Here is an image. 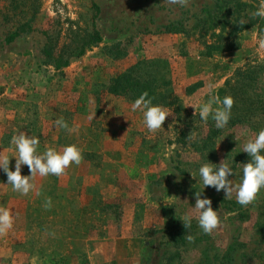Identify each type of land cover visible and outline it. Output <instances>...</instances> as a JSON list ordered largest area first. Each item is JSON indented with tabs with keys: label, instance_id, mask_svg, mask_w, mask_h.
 <instances>
[{
	"label": "rangeland",
	"instance_id": "374dc122",
	"mask_svg": "<svg viewBox=\"0 0 264 264\" xmlns=\"http://www.w3.org/2000/svg\"><path fill=\"white\" fill-rule=\"evenodd\" d=\"M93 1L102 41L55 70L41 53V31L58 29L64 36L70 27L90 29L92 0H0V152L15 171L11 139L24 132L39 138L38 153L74 144L83 156L64 176H37L28 195L13 191L0 168V207L14 217L0 237V264H264V188L245 207L235 194L226 199L223 190L204 188L199 175L204 163L226 159L233 170L228 179L239 183L245 164L239 156L251 158L243 146L264 128V116L219 129L211 115L205 122L190 105L232 94L227 84L238 71L245 81L252 68L258 81L250 96L264 99V19L237 36L238 49L204 55L205 44L227 36L235 20H255L251 13L260 0H190L187 7L165 0ZM19 6L36 9L35 30L6 43L23 20ZM156 59L168 65L170 83L168 105H153L172 114L151 133L143 113L131 111L134 100L111 94L108 86L135 63ZM236 92L233 114L251 108V99ZM60 117L75 131L56 127ZM212 129L219 132L202 150ZM191 132L194 140L187 139ZM21 174L31 175L26 165ZM197 191L220 217L211 235L198 225ZM186 214L190 228L182 221Z\"/></svg>",
	"mask_w": 264,
	"mask_h": 264
},
{
	"label": "clouds",
	"instance_id": "9594fccd",
	"mask_svg": "<svg viewBox=\"0 0 264 264\" xmlns=\"http://www.w3.org/2000/svg\"><path fill=\"white\" fill-rule=\"evenodd\" d=\"M165 2L169 5L187 7L190 0H165ZM251 16L264 19V0H260L257 10L252 12ZM245 23L247 22L244 20L240 21L241 25ZM234 103L233 97L229 95L222 100L218 96H212L207 102H198L190 105L195 108V112L197 108L199 109V115L202 120L206 122L211 115L215 121V126L222 129L230 120ZM213 105H217V107L213 108ZM131 111H141L143 113L144 124L151 133L159 131L166 118L172 114L171 111L162 106L153 105L147 91L143 92L134 101L131 105ZM54 123L56 127L63 128L69 133L75 131L74 128L69 127L63 117H60ZM187 139L194 140L195 134L191 132ZM11 143L16 148L15 171L10 170V158L3 151L0 152V168L7 175V184L12 186L13 191L21 195H28L36 190L33 181L37 176H64L73 163L78 166L83 160L82 150L74 144L63 147L61 151H57L53 147H47L43 153H38L39 138L28 136L24 132L13 135ZM243 151L251 157V161L243 164V175L239 183H234L233 180L228 179L233 174V170L226 159L222 160L219 165L204 163L199 168V175L204 188L211 186L217 191L223 190L226 199H231L233 194H235L237 203L246 207L256 200L261 189L264 188V154H261L264 152V128L259 130L253 138L247 139L243 146ZM22 165L28 167L31 175L24 176L21 174ZM192 176L195 178L194 174ZM201 193L200 191L195 193L196 202L194 208L198 212V225L205 234L211 235L220 227L221 221L218 212L212 208V201L207 198H201ZM36 194L39 195V192L37 191ZM43 206L46 210L51 208L52 201L50 197L46 198ZM182 221L185 228H190L192 216L186 214ZM13 224L14 217L11 211L8 208L0 207V237L7 235ZM52 235L54 236L55 234L52 233ZM186 238L189 242L194 240L191 235Z\"/></svg>",
	"mask_w": 264,
	"mask_h": 264
},
{
	"label": "trees",
	"instance_id": "16d2710c",
	"mask_svg": "<svg viewBox=\"0 0 264 264\" xmlns=\"http://www.w3.org/2000/svg\"><path fill=\"white\" fill-rule=\"evenodd\" d=\"M239 5L244 4L241 3ZM19 7H21L20 11H22L23 20H19L15 24L14 30L6 34V43H11L17 37L35 30L33 21L36 16V9L29 6L27 7L28 9L22 10L23 6ZM91 7L93 9V17L90 29H72L70 27L67 29L64 36H61V32L58 29L52 32L48 30L41 31L45 38L41 53L46 61L52 64L55 70L67 67L72 58L82 56L89 47L99 44L102 41L101 34L95 24V19L98 18L100 8L93 0ZM16 8L18 7H15V9ZM27 15L29 16L28 18ZM5 18L10 19L8 16ZM258 20L259 17L255 20L251 19L248 23L243 25L235 20V24L227 36L221 34L217 35L214 37L212 43L205 44L204 55L210 56L212 52H226L238 49L239 43L237 42V36L253 25H260L261 22L259 24ZM260 21L263 20L261 19ZM246 73L247 79L244 81V77L242 76L243 72L238 71V79L234 80L230 85L227 84V86L232 90L230 96L233 97L234 100H237L238 94L236 91H240L241 95L245 96L246 99H251V108H247L246 111L236 114H233L235 111H231L230 124L240 122V119H244V117L248 120L258 115L264 116V99H260L258 96H253L251 98L250 96L258 81V76L255 74L256 71L252 68ZM169 78V67L163 60H141L130 66L124 72L118 73L111 78L108 90L111 94L122 95L134 101L143 92L147 91L149 98L152 99V103L166 106L168 105L167 98L169 95L165 88L170 83ZM223 92L224 91H222V93ZM252 94L255 95L254 93ZM224 97L225 96H222L221 100ZM218 132V129L208 130L201 146L202 150H206L211 145L212 136H215ZM181 135L182 138H185L187 136V130H182ZM239 157L245 164L251 161V158H247L246 155H240Z\"/></svg>",
	"mask_w": 264,
	"mask_h": 264
}]
</instances>
